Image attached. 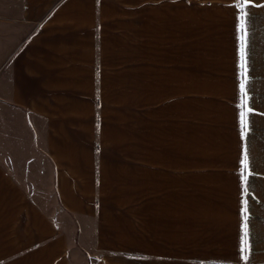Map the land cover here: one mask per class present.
Masks as SVG:
<instances>
[{
  "label": "crops",
  "instance_id": "1",
  "mask_svg": "<svg viewBox=\"0 0 264 264\" xmlns=\"http://www.w3.org/2000/svg\"><path fill=\"white\" fill-rule=\"evenodd\" d=\"M237 3L0 0V264H264V0L247 136Z\"/></svg>",
  "mask_w": 264,
  "mask_h": 264
},
{
  "label": "snow or ice",
  "instance_id": "2",
  "mask_svg": "<svg viewBox=\"0 0 264 264\" xmlns=\"http://www.w3.org/2000/svg\"><path fill=\"white\" fill-rule=\"evenodd\" d=\"M251 0H238L237 7L240 8L241 10V16H240V29L242 32L241 35V57H242V64L241 67L243 69V79L240 83V91L242 94V107L245 109L241 111L240 116H241V125H242V131L245 136H247V129H248V112L251 111L250 108L247 107V96H248V91L250 90V85L248 83V56H247V49H248V32H249V17L250 13L248 11H245L246 6L250 4ZM249 155L250 153L248 151L245 152L244 157H243V167L247 174L243 175V182L246 185L244 191L247 194L249 188L251 185L249 184L248 177L252 173L250 171H247L249 168ZM248 211V202L247 200L244 201V212H245V225H244V245H245V251H247L249 244H248V217L246 215Z\"/></svg>",
  "mask_w": 264,
  "mask_h": 264
}]
</instances>
